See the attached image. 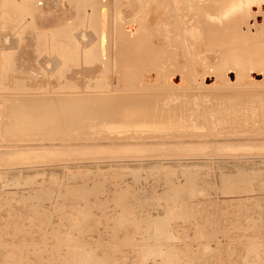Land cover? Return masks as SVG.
I'll return each mask as SVG.
<instances>
[{
	"label": "bare ground",
	"instance_id": "bare-ground-1",
	"mask_svg": "<svg viewBox=\"0 0 264 264\" xmlns=\"http://www.w3.org/2000/svg\"><path fill=\"white\" fill-rule=\"evenodd\" d=\"M60 3L37 1L11 60L0 94V165L264 156V0H139L136 12L115 0L112 91L47 93L36 36L75 17ZM107 25L103 7L102 60ZM103 70L95 63L66 78L85 85Z\"/></svg>",
	"mask_w": 264,
	"mask_h": 264
},
{
	"label": "rangeland",
	"instance_id": "rangeland-1",
	"mask_svg": "<svg viewBox=\"0 0 264 264\" xmlns=\"http://www.w3.org/2000/svg\"><path fill=\"white\" fill-rule=\"evenodd\" d=\"M37 1L0 0V94ZM65 4L75 17L36 36L42 92L112 91L115 0ZM100 62L85 85L66 78ZM0 264H264V156L0 165Z\"/></svg>",
	"mask_w": 264,
	"mask_h": 264
}]
</instances>
